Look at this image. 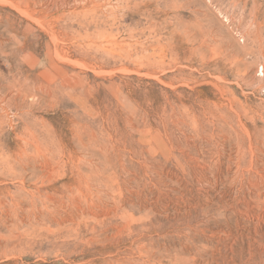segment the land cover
<instances>
[{"label":"rangeland","instance_id":"obj_1","mask_svg":"<svg viewBox=\"0 0 264 264\" xmlns=\"http://www.w3.org/2000/svg\"><path fill=\"white\" fill-rule=\"evenodd\" d=\"M0 264H264V0H0Z\"/></svg>","mask_w":264,"mask_h":264},{"label":"bare ground","instance_id":"obj_2","mask_svg":"<svg viewBox=\"0 0 264 264\" xmlns=\"http://www.w3.org/2000/svg\"><path fill=\"white\" fill-rule=\"evenodd\" d=\"M96 187V186H95Z\"/></svg>","mask_w":264,"mask_h":264}]
</instances>
